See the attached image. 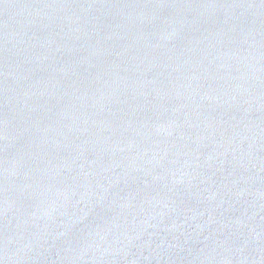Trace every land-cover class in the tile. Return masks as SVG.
<instances>
[{
    "label": "water",
    "instance_id": "obj_1",
    "mask_svg": "<svg viewBox=\"0 0 264 264\" xmlns=\"http://www.w3.org/2000/svg\"><path fill=\"white\" fill-rule=\"evenodd\" d=\"M0 264H264V0H0Z\"/></svg>",
    "mask_w": 264,
    "mask_h": 264
}]
</instances>
